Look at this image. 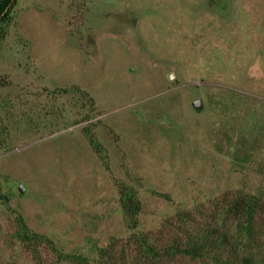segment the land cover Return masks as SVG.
<instances>
[{"label":"rangeland","instance_id":"rangeland-1","mask_svg":"<svg viewBox=\"0 0 264 264\" xmlns=\"http://www.w3.org/2000/svg\"><path fill=\"white\" fill-rule=\"evenodd\" d=\"M12 14L0 45V264H68L48 249L35 260L13 236L16 214L89 264H129L130 236L171 237L186 226L178 211L240 238L219 206L237 194L264 203V0H17ZM120 183L141 202L135 227ZM255 232L245 251L264 264V215Z\"/></svg>","mask_w":264,"mask_h":264},{"label":"trees","instance_id":"trees-1","mask_svg":"<svg viewBox=\"0 0 264 264\" xmlns=\"http://www.w3.org/2000/svg\"><path fill=\"white\" fill-rule=\"evenodd\" d=\"M17 0H0V45L10 32L13 23L12 10ZM85 96L87 93L81 91ZM88 101L91 99L88 96ZM82 97V98H83ZM96 124V123H94ZM87 125L83 130L91 147L104 157V150L97 142L94 134L89 132ZM103 150V151H102ZM119 204L124 215L128 218L131 227L136 225V217L141 209L135 189L120 183L118 185ZM170 200L166 194H160ZM224 206L229 216L236 220L240 238L235 240L226 232L219 222L214 224H194L190 212L178 211L176 215L186 226H174V232L167 239L162 238V233L139 232L130 236V248L133 251L129 264H177L179 258L199 260L204 264H255L254 258L246 253L249 240H254L255 226L264 215V203L255 195L237 194L230 200H224L219 208ZM218 211H222L217 207ZM219 211V215L222 213ZM216 214H207L205 217H219ZM15 230L13 236L24 245L31 256L40 261V250L48 249L55 256L57 263L89 264L88 258L76 252H66L58 248L46 235L31 230L20 214L15 217ZM171 225V222H168ZM190 224V225H189ZM132 244V246H131ZM112 248H101V257L109 260L112 257ZM113 258V257H112ZM112 262V263H111ZM114 264L113 261H109ZM126 263V262H125Z\"/></svg>","mask_w":264,"mask_h":264},{"label":"water","instance_id":"water-1","mask_svg":"<svg viewBox=\"0 0 264 264\" xmlns=\"http://www.w3.org/2000/svg\"><path fill=\"white\" fill-rule=\"evenodd\" d=\"M194 105H195V107H199V101H198V100L195 101V102H194Z\"/></svg>","mask_w":264,"mask_h":264}]
</instances>
